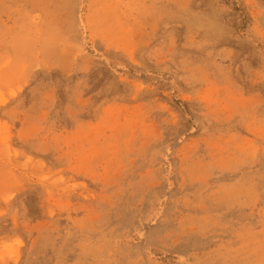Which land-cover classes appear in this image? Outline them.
<instances>
[{
	"label": "rangeland",
	"instance_id": "374dc122",
	"mask_svg": "<svg viewBox=\"0 0 264 264\" xmlns=\"http://www.w3.org/2000/svg\"><path fill=\"white\" fill-rule=\"evenodd\" d=\"M0 264H264V0H0Z\"/></svg>",
	"mask_w": 264,
	"mask_h": 264
}]
</instances>
